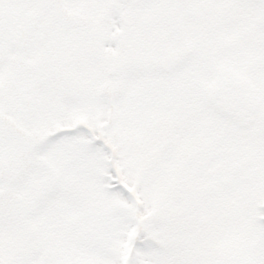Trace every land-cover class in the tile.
Returning <instances> with one entry per match:
<instances>
[{
	"label": "snow or ice",
	"instance_id": "1",
	"mask_svg": "<svg viewBox=\"0 0 264 264\" xmlns=\"http://www.w3.org/2000/svg\"><path fill=\"white\" fill-rule=\"evenodd\" d=\"M0 264H264V0H0Z\"/></svg>",
	"mask_w": 264,
	"mask_h": 264
}]
</instances>
